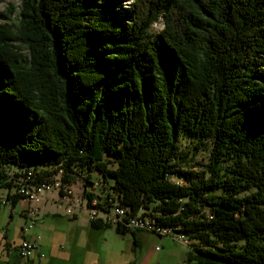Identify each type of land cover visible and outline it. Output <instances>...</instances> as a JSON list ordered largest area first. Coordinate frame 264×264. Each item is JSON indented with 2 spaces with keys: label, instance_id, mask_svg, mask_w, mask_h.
<instances>
[{
  "label": "trees",
  "instance_id": "1",
  "mask_svg": "<svg viewBox=\"0 0 264 264\" xmlns=\"http://www.w3.org/2000/svg\"><path fill=\"white\" fill-rule=\"evenodd\" d=\"M18 1L0 12L7 200H22L20 170L61 173L106 210L155 219L154 232L103 217L93 229L135 244L169 229L187 264H264V0ZM180 136L209 142L200 171L184 168ZM18 248L0 264H31Z\"/></svg>",
  "mask_w": 264,
  "mask_h": 264
},
{
  "label": "rangeland",
  "instance_id": "2",
  "mask_svg": "<svg viewBox=\"0 0 264 264\" xmlns=\"http://www.w3.org/2000/svg\"><path fill=\"white\" fill-rule=\"evenodd\" d=\"M11 4L18 6L19 1L0 0V12ZM109 4L121 11L116 0ZM122 6L127 7L124 3ZM160 28L155 23L150 31L157 32ZM177 145L184 157V168L200 171L207 162L209 142L198 144L193 138L180 136ZM91 177L95 179L96 174L91 173ZM68 184L76 198L83 197L81 178ZM13 194V186L6 187L0 182V263L16 261V248L21 241L37 237L38 252L30 256L31 264H187L190 247L176 240V234H137L135 244L130 233L119 234L114 225L91 228L87 210L73 203L71 206L60 203L56 193L44 201L37 214L29 212L28 202L19 200L13 205L7 200ZM67 208L71 214L66 213Z\"/></svg>",
  "mask_w": 264,
  "mask_h": 264
},
{
  "label": "built area",
  "instance_id": "3",
  "mask_svg": "<svg viewBox=\"0 0 264 264\" xmlns=\"http://www.w3.org/2000/svg\"><path fill=\"white\" fill-rule=\"evenodd\" d=\"M34 176L31 171H28L23 178H17L19 188L17 192L21 195L22 201L30 204L29 212L31 214H37L44 201L53 193H56L60 203L71 206V203L78 208L87 210L88 220H95L99 217L108 219L111 222H118L129 229H141L149 231V220H155L152 216L143 215V212L139 211L135 214H130L127 209L119 206L117 203L112 204L108 210L105 209L103 200L98 198H92L88 200L85 197L76 198L73 196L71 189L63 187V184L59 176H54L49 180H43L41 182H32ZM98 205H102L99 206ZM107 211V212H105ZM66 213L71 214L70 208L66 209ZM101 214L102 216H99ZM154 232V231H150ZM169 229L165 232H155L158 235H168ZM184 245L187 244V240L178 235L175 237ZM19 254L22 258H27L32 255L33 252H38L37 237L31 239H23L19 244Z\"/></svg>",
  "mask_w": 264,
  "mask_h": 264
},
{
  "label": "water",
  "instance_id": "4",
  "mask_svg": "<svg viewBox=\"0 0 264 264\" xmlns=\"http://www.w3.org/2000/svg\"><path fill=\"white\" fill-rule=\"evenodd\" d=\"M28 171H31V173H32V175L34 176V173H33V171L31 170V169H29V170H25V169H23V170H20V172L18 171V170H16V172H19L18 174H19V176H17L16 177V179L17 178H23L26 174H27V172ZM55 176H59V178H60V180H61V173H58V174H56ZM61 182H62V180H61ZM62 184H63V187H67V188H69V189H71L70 188V186H69V184H65V183H63L62 182ZM72 191V190H71ZM82 191H83V186H82ZM73 194V193H72ZM74 196V195H73ZM83 196V195H82Z\"/></svg>",
  "mask_w": 264,
  "mask_h": 264
},
{
  "label": "bare ground",
  "instance_id": "5",
  "mask_svg": "<svg viewBox=\"0 0 264 264\" xmlns=\"http://www.w3.org/2000/svg\"><path fill=\"white\" fill-rule=\"evenodd\" d=\"M154 225L153 224H151V222H148V229L151 231L154 227H153ZM166 231V229L165 230H163L162 232H165ZM182 238H183V236H181ZM186 240V239H185Z\"/></svg>",
  "mask_w": 264,
  "mask_h": 264
},
{
  "label": "crops",
  "instance_id": "6",
  "mask_svg": "<svg viewBox=\"0 0 264 264\" xmlns=\"http://www.w3.org/2000/svg\"><path fill=\"white\" fill-rule=\"evenodd\" d=\"M138 234L146 235V234H150V233H147V232L141 231V232H139Z\"/></svg>",
  "mask_w": 264,
  "mask_h": 264
}]
</instances>
